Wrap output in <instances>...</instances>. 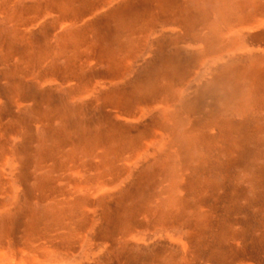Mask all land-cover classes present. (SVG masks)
<instances>
[{"label":"rangeland","instance_id":"1","mask_svg":"<svg viewBox=\"0 0 264 264\" xmlns=\"http://www.w3.org/2000/svg\"><path fill=\"white\" fill-rule=\"evenodd\" d=\"M51 3L0 0V248L264 264V0Z\"/></svg>","mask_w":264,"mask_h":264},{"label":"bare ground","instance_id":"2","mask_svg":"<svg viewBox=\"0 0 264 264\" xmlns=\"http://www.w3.org/2000/svg\"><path fill=\"white\" fill-rule=\"evenodd\" d=\"M120 1V0H119ZM69 1H67L68 3ZM67 3H62L58 8L61 10L63 13L68 14L72 10L77 11V7H68ZM82 4V3H81ZM108 4V3H107ZM86 3H83L82 6L80 7H86ZM108 6V5H107ZM101 10V9H100ZM104 11V10H103ZM122 11V10H121ZM138 13L137 11H135ZM162 12V11H161ZM168 14L170 13L169 10L166 11ZM120 13V12H119ZM134 13V12H132ZM140 13V12H139ZM138 13V14H139ZM174 14V13H172ZM121 15V14H120ZM132 15V14H131ZM157 16L159 14H156ZM233 16L237 17V15L233 12ZM142 17V13H141ZM155 14H151V19L150 21H154ZM236 20L240 21L241 19L236 18ZM247 20V19H246ZM132 21L131 16L128 17V22L130 23ZM148 21V20H147ZM161 22V21H160ZM168 23V22H167ZM166 22L163 23H157L155 29H154V34H157L159 31H164V30H170V31H175L174 28L169 29V24ZM63 24V23H62ZM61 24V25H62ZM66 24H64L65 26ZM71 25V24H70ZM59 26V25H58ZM174 26V25H173ZM264 26V21H260L256 26L249 28V30H258L259 28ZM152 29V28H151ZM247 30L244 27H240L236 30V33L243 34L244 31ZM248 31V30H247ZM246 32V31H245ZM241 37V36H240ZM224 39V38H223ZM242 39V38H241ZM128 63V62H127ZM160 80V79H159ZM96 84V83H95ZM146 92V91H145ZM167 95V94H166ZM147 110V109H146ZM189 141V140H188ZM208 141V140H207ZM122 142V141H121ZM130 142V141H129ZM191 142V141H190ZM128 143V142H127ZM160 141L157 140V144H159ZM146 149V148H145ZM130 171V170H129ZM10 175V174H9ZM102 187V186H101ZM107 189V188H106ZM103 190V188H102ZM105 190V189H104ZM175 201V200H174ZM174 203V202H173ZM4 207V206H3ZM164 215V214H163ZM85 216V215H84ZM87 216V215H86ZM160 216V215H159ZM163 217V216H162ZM172 218V217H171ZM177 220V218H176ZM163 221V220H162ZM161 221V222H162ZM164 223V222H163ZM162 223V224H163ZM162 226V225H161ZM168 226V225H167ZM132 232V231H130ZM77 233V232H76ZM139 233V232H138ZM186 233V232H185ZM36 234V233H35ZM51 234V233H50ZM54 234V233H53ZM56 234V233H55ZM129 234V233H127ZM134 234V233H133ZM148 234V233H147ZM154 234V233H153ZM156 234V233H155ZM77 235V234H76ZM183 235V234H182ZM189 235V234H188ZM57 236V235H56ZM64 236V235H63ZM68 236V235H67ZM7 237V236H6ZM47 237V236H46ZM62 238V236H60ZM70 237V236H69ZM74 237V236H72ZM127 237V236H126ZM141 237V236H140ZM45 238V237H44ZM42 239V238H41ZM51 239V238H50ZM55 239V237H54ZM78 239V238H77ZM157 239V238H156ZM27 240V239H26ZM53 240V239H52ZM1 241V240H0ZM5 241V239H4ZM56 241V240H55ZM52 241V242H55ZM27 242V241H26ZM145 242V241H144ZM36 244V243H35ZM6 245V244H5ZM4 245V246H5ZM2 246V245H0ZM55 246V245H54ZM60 246V245H59ZM25 247L27 249H25ZM6 249V250H5ZM81 249V248H80ZM5 250V251H3ZM83 250V249H82ZM81 251V250H80ZM198 251V250H197ZM100 252V251H99ZM196 252V251H195ZM79 253V252H78ZM160 253V252H159ZM86 254V253H85ZM195 254V253H194ZM179 255V254H178ZM184 256V254H183ZM198 256V255H197ZM80 254L79 256L75 254L74 249L70 248H49L41 245H36L33 248L28 247V246H20L18 248H15L14 246H11V241H8V244L6 248H0V264H78V261L80 260ZM155 257V256H154ZM183 258V257H182ZM151 259V258H149ZM99 261V260H98ZM150 261V260H149ZM158 261V260H157ZM85 262V261H84ZM156 262V261H155ZM161 262V261H160ZM180 262V261H179ZM183 262V261H182ZM181 262V264H182ZM81 263V262H79ZM153 264V263H152ZM157 264V263H156Z\"/></svg>","mask_w":264,"mask_h":264},{"label":"crops","instance_id":"3","mask_svg":"<svg viewBox=\"0 0 264 264\" xmlns=\"http://www.w3.org/2000/svg\"><path fill=\"white\" fill-rule=\"evenodd\" d=\"M67 1L70 0H53V3H67ZM73 6H78L77 11L72 10L70 13L65 14L60 10V14L57 17V20L54 21V23L57 22L60 28L68 27L71 25H75L78 21H81V23H86L87 21L91 22L93 18H96V16H100L103 14V0L93 1V0H71ZM81 3H86V7H80ZM101 9V10H100ZM88 13V14H86ZM85 15H89L87 18ZM84 17V18H83ZM63 23V24H62ZM62 24V25H61ZM64 24H66L64 26ZM71 24V25H70ZM93 25V24H92ZM91 25V26H92ZM84 24L80 26V29H83ZM103 28V25L101 26ZM85 29V28H84ZM86 31L84 30H76L75 31V38L77 37H83ZM86 35V34H85ZM71 40L69 37L68 41Z\"/></svg>","mask_w":264,"mask_h":264}]
</instances>
